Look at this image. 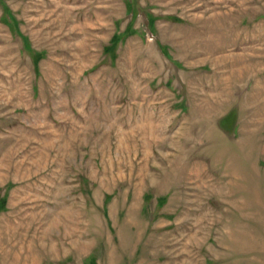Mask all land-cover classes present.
<instances>
[{
    "label": "rangeland",
    "instance_id": "1",
    "mask_svg": "<svg viewBox=\"0 0 264 264\" xmlns=\"http://www.w3.org/2000/svg\"><path fill=\"white\" fill-rule=\"evenodd\" d=\"M0 264H264V0H0Z\"/></svg>",
    "mask_w": 264,
    "mask_h": 264
}]
</instances>
